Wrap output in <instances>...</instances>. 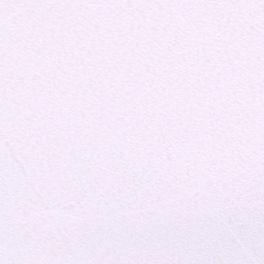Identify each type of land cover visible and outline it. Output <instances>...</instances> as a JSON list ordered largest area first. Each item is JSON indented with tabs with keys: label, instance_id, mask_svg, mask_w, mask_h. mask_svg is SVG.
Segmentation results:
<instances>
[{
	"label": "snow or ice",
	"instance_id": "1",
	"mask_svg": "<svg viewBox=\"0 0 264 264\" xmlns=\"http://www.w3.org/2000/svg\"><path fill=\"white\" fill-rule=\"evenodd\" d=\"M0 264H264V0H0Z\"/></svg>",
	"mask_w": 264,
	"mask_h": 264
}]
</instances>
